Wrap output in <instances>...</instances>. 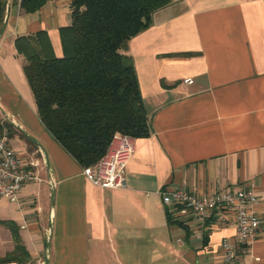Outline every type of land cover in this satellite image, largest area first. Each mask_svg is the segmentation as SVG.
Here are the masks:
<instances>
[{"label": "crops", "instance_id": "1", "mask_svg": "<svg viewBox=\"0 0 264 264\" xmlns=\"http://www.w3.org/2000/svg\"><path fill=\"white\" fill-rule=\"evenodd\" d=\"M70 24L71 0L6 10L0 123L11 124V147L42 163L17 202L0 198V259L20 245L24 264H213L222 238L235 239L233 216L171 214L169 223L159 191L181 188L251 191L260 225L237 264H264V0H172L129 40L151 134L133 139L120 189L94 185L44 127L14 45L45 31L60 57V28Z\"/></svg>", "mask_w": 264, "mask_h": 264}, {"label": "trees", "instance_id": "2", "mask_svg": "<svg viewBox=\"0 0 264 264\" xmlns=\"http://www.w3.org/2000/svg\"><path fill=\"white\" fill-rule=\"evenodd\" d=\"M45 1L23 0L21 7L35 11ZM171 1L71 0V24L60 28V57L45 31L15 39L40 121L82 168L105 155L115 132L134 139L150 136L133 58L126 50L129 40L149 27L152 13ZM5 14V0H0V31ZM4 125L11 129L9 122ZM2 128L0 123V133ZM166 214L172 223L171 213ZM28 257L16 245L0 262L24 264Z\"/></svg>", "mask_w": 264, "mask_h": 264}, {"label": "built area", "instance_id": "3", "mask_svg": "<svg viewBox=\"0 0 264 264\" xmlns=\"http://www.w3.org/2000/svg\"><path fill=\"white\" fill-rule=\"evenodd\" d=\"M23 0H5L6 10L11 2L20 6ZM191 78L183 83L191 84ZM133 139L115 132L105 155L93 166L82 168L83 175L101 188L120 189L125 186V167L134 152ZM41 160L35 152L20 153L9 143L8 129L0 133V198L17 202L19 193L28 182L40 180ZM163 205L171 214H191L197 223H204L215 210L232 214L236 228L235 239L223 237L222 256L213 264H237L239 249L247 246L258 235L260 219L253 208L257 197L251 191H213L195 195L181 188L159 191ZM221 220H225L222 216Z\"/></svg>", "mask_w": 264, "mask_h": 264}, {"label": "water", "instance_id": "4", "mask_svg": "<svg viewBox=\"0 0 264 264\" xmlns=\"http://www.w3.org/2000/svg\"><path fill=\"white\" fill-rule=\"evenodd\" d=\"M1 33V32H0Z\"/></svg>", "mask_w": 264, "mask_h": 264}]
</instances>
